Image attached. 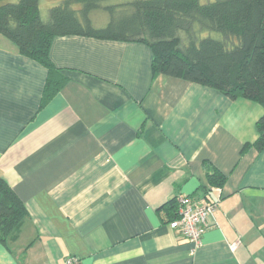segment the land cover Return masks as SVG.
<instances>
[{"label":"crops","instance_id":"1","mask_svg":"<svg viewBox=\"0 0 264 264\" xmlns=\"http://www.w3.org/2000/svg\"><path fill=\"white\" fill-rule=\"evenodd\" d=\"M152 56L56 36L66 81L42 101L47 68L0 35V175L28 214L0 264H264V149L242 152L263 107L153 75ZM213 170L226 177L206 198ZM178 194L218 200L194 250L168 224Z\"/></svg>","mask_w":264,"mask_h":264},{"label":"trees","instance_id":"2","mask_svg":"<svg viewBox=\"0 0 264 264\" xmlns=\"http://www.w3.org/2000/svg\"><path fill=\"white\" fill-rule=\"evenodd\" d=\"M60 0L49 8L47 19L39 0H0V35L19 53L43 64L48 71L42 101L55 95L66 78L49 57L56 36L84 35L116 41H140L152 50L153 75L180 78L219 90L231 99L258 102L264 109V0ZM104 9L107 23L95 26L90 12ZM187 39L181 47L179 32ZM218 31L219 37L205 34ZM257 136L245 143L264 149V111L255 123ZM225 175L207 173L203 195L220 187ZM167 211L177 216L176 196ZM27 210L0 175V241L15 239ZM171 219V220H172Z\"/></svg>","mask_w":264,"mask_h":264},{"label":"built area","instance_id":"3","mask_svg":"<svg viewBox=\"0 0 264 264\" xmlns=\"http://www.w3.org/2000/svg\"><path fill=\"white\" fill-rule=\"evenodd\" d=\"M177 216L169 221V227L178 231L196 249L201 243L202 233L205 231L218 200H196L191 195H176ZM65 264H78V258L68 256Z\"/></svg>","mask_w":264,"mask_h":264},{"label":"rangeland","instance_id":"4","mask_svg":"<svg viewBox=\"0 0 264 264\" xmlns=\"http://www.w3.org/2000/svg\"><path fill=\"white\" fill-rule=\"evenodd\" d=\"M124 1H127V0H107L106 2L109 3V4H117V3H120V2H124ZM52 3L53 2H51V0H39V12H40V16H41L42 19L47 18L48 14H49V8L52 5H54ZM90 18L92 20V23L95 26H103V25H105L107 23V21L109 19V14L104 9H96V10H93V11L90 12ZM207 33L212 35V36H215V37H219L220 36V33L218 31H207L205 34H207ZM179 36H180L179 45L181 47H183L184 46V42L187 39V35L184 33V31H180L179 32Z\"/></svg>","mask_w":264,"mask_h":264}]
</instances>
